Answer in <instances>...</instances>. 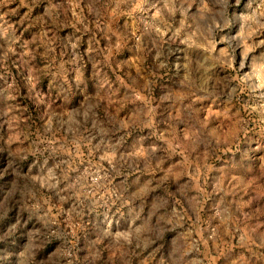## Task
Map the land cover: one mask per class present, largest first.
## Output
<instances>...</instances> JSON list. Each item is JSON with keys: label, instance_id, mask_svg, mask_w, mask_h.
<instances>
[{"label": "clouds", "instance_id": "1", "mask_svg": "<svg viewBox=\"0 0 264 264\" xmlns=\"http://www.w3.org/2000/svg\"><path fill=\"white\" fill-rule=\"evenodd\" d=\"M0 264H264V0H0Z\"/></svg>", "mask_w": 264, "mask_h": 264}]
</instances>
